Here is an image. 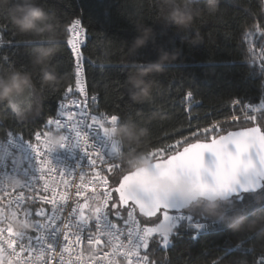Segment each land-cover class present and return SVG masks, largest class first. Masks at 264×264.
I'll use <instances>...</instances> for the list:
<instances>
[{"label": "trees", "instance_id": "obj_1", "mask_svg": "<svg viewBox=\"0 0 264 264\" xmlns=\"http://www.w3.org/2000/svg\"><path fill=\"white\" fill-rule=\"evenodd\" d=\"M39 2L57 24L60 45L52 70L58 82L54 87L43 85L40 69L31 62L30 53L43 43V38L19 33L7 12L0 11V57L8 58V62L0 59V73L23 66L33 73L36 84L27 101L31 110L26 116L17 117L8 105L0 104V137L13 134L33 140V130H42L43 122L56 114L58 98L76 79V61L66 44L68 24L76 18L85 27L82 51L87 81L89 89L98 94L100 109L117 114L119 123L133 120L149 130L144 142L133 146L136 151L147 155L169 144L181 149L197 138L210 140L233 129L261 125L260 112L255 113V121H249L235 101L264 103V69L259 67L264 63V0H220L214 14L205 11L193 29L183 33L157 22V0ZM199 6L204 7L203 3ZM141 20L153 24L157 36L138 50L135 57H129L125 42L130 43L135 37L137 22ZM197 34L200 42L191 43ZM13 39L19 47L7 43ZM161 48L170 52L179 50V58L163 73L150 77L156 81L151 100L135 104L129 99L125 83L131 61L155 60ZM188 92L192 95L188 96ZM205 128L209 131L204 132ZM177 140L179 145L175 143ZM118 169L127 172L122 164ZM118 169L111 174L113 186L112 177ZM114 200H118L116 192ZM117 209L123 211L126 207L120 204ZM13 211L15 218L11 216ZM188 211L185 209L183 213ZM225 211L255 218L264 212V186L228 199ZM190 212L208 218L199 221L203 228L196 230L182 221L178 226L179 238L176 229L170 231L169 245L174 246L164 245L162 241L158 246L153 245L152 241L159 239L158 233L149 239L146 252L159 264H231L232 260L264 264V237L254 232L234 231L210 215ZM4 216L14 223L21 218L12 207ZM139 216L144 225L152 219Z\"/></svg>", "mask_w": 264, "mask_h": 264}, {"label": "snow or ice", "instance_id": "obj_2", "mask_svg": "<svg viewBox=\"0 0 264 264\" xmlns=\"http://www.w3.org/2000/svg\"><path fill=\"white\" fill-rule=\"evenodd\" d=\"M2 31V30H0ZM84 29L81 27V20L79 18L74 19L68 24V32L70 38L66 40V44L70 46L74 55L76 64V84L80 93H85V89L82 86V80L80 76L82 74L81 65L79 63L81 53V44L84 43L83 36ZM12 47H19L15 40L7 42ZM3 62H8L7 56L0 57ZM261 69H264V63L259 65ZM67 92L71 93L72 89L69 87ZM85 95H87L85 93ZM192 93L188 92V96ZM68 99L67 94L58 98V110L55 114V118L49 117L42 124V130H33L32 137L36 141V145H40L39 148L33 145L29 141L24 140L22 137L19 140H23L28 148L31 149V156L25 157L21 154V159L17 161L15 154L10 153L12 156V169L9 173L7 157L0 159V175L3 176H22L25 178V184L23 187L32 188V181L35 179V165L45 166L49 165L51 161V150L47 146V140H42V136H47L48 131L54 130H67L69 126L75 127L81 125V130L75 132V135H64L66 145L65 147L80 148L88 157L89 166L97 167V161L99 160L101 165L107 164V171L112 172L114 169H118V165L114 162H110L104 159L101 149L108 148L107 141H110L107 137V127L105 122L115 123L118 122L119 117L115 114L106 115L99 112L98 109H94L90 112L87 100L79 101L73 99L71 101L72 108L67 107L65 101ZM93 104H95L97 97H91ZM235 104L241 108L245 117L249 121H255L257 119L254 114L255 111H260L261 125L248 127L242 131L230 132L228 135H222L219 138L212 136L210 143L189 142L187 146H183L182 150L174 145H166L165 147L156 149L155 151H149L147 156L152 160V166L150 169L125 171L118 169L117 174L112 177L114 181V190L118 193V200H113L111 209L115 210L120 204L125 206L132 202V211L124 209L126 217H122L120 212L115 213V218L121 219L123 222H127V217H132L133 211L136 206L147 217H156L155 221H149L155 224V227H147L137 230L133 228L126 237L129 242V249L124 254L125 257L135 256L138 258V264L142 259L143 264H149L148 253L142 258L140 257V249H149V239L154 233L159 234V239L153 240V245H159L162 241L164 245H169V231L168 228L176 229L177 236L179 238V225L182 221H187L196 230L204 227L201 220H207L205 216H201L197 213L188 211L187 214L183 213L185 206L182 202L173 203L171 199L160 198L152 185L153 179H172L179 180L187 178L191 181L193 188L201 194L207 195H225L229 196L239 191L255 190L264 186V109L260 105L253 107L251 104H247L248 108L252 110L253 114H249V111H245V102L240 99H236ZM81 121L83 123L81 124ZM89 121L91 123H89ZM204 132H208L209 129H203ZM81 132L88 135L93 143L96 145L94 153L86 151L85 145L80 143ZM195 135V132L193 133ZM99 141V143H96ZM11 142V141H9ZM111 152L114 153L118 150V146L110 141ZM176 145L180 144L177 140ZM210 152L215 156V162L213 167H208L204 161V154ZM95 155V158H92ZM27 161V162H25ZM27 164V167H25ZM52 169L49 168V171ZM82 171L79 165L75 170H68L69 174L76 171ZM209 177L211 179L209 180ZM104 183H107L105 178ZM47 203H55L54 200L49 201L47 197H41ZM63 199V197H61ZM111 198L110 193L105 194L103 201V207L95 208L94 217L86 218L83 213V208H80L78 213L79 221L70 222L68 217H72L76 213V209H70L68 217H65L59 223H57L58 217L55 213L51 216H46L48 221L44 231L41 230L39 222H37L36 235L29 233H13L12 226H8V233L10 236L14 235L16 239H4L2 236L3 230L0 229V262H4L5 253L7 249H11L15 254L16 246L19 243L21 250L37 251L35 261H42L43 264H47L44 261L45 251L55 253L57 251V245L62 241H68V229L75 227L77 231L74 233V238L79 241L80 234L85 229L89 233V239L92 237L93 228L100 234H107L110 239H117V225L112 219H109L111 214L108 209V202ZM17 206L21 204V200L17 198ZM79 207V206H78ZM175 210L178 215H170L169 212ZM157 213H161V217L157 216ZM39 215H45L44 209H40ZM12 217H16V212L11 213ZM27 220V218H25ZM90 220L93 222L90 224ZM215 221H213L214 223ZM174 246V245H169ZM123 247V245H121ZM64 251H69L68 245H63ZM107 255V253L105 254ZM62 264V262H61ZM222 264V262H221ZM231 264H244L243 261L232 260Z\"/></svg>", "mask_w": 264, "mask_h": 264}, {"label": "clouds", "instance_id": "obj_3", "mask_svg": "<svg viewBox=\"0 0 264 264\" xmlns=\"http://www.w3.org/2000/svg\"><path fill=\"white\" fill-rule=\"evenodd\" d=\"M201 3L203 8L199 6ZM157 4V22L164 28H174L177 33H183L192 30L197 19L202 17L205 11L209 15L214 14L219 8L220 0H157ZM0 11L7 12L10 23L19 33L43 38V43L32 49L31 62L40 69L41 83L54 87L58 77L52 70V61L59 50L60 38L52 15L39 0H0ZM136 32L130 43L125 42L129 57H135L138 50L153 42L157 36L154 25L142 20L137 22ZM198 42L200 38L197 34L191 43ZM178 58L179 50L170 52L161 48L155 60L133 59L125 78L129 99L135 104L150 101L156 86V81L150 77L154 73H163L166 67ZM35 89L33 73L25 70L23 66L0 73V104L8 105L17 117H24L31 110L27 101ZM148 133L146 127L139 126L133 120L125 123L115 122L107 127V137L118 146L113 155L126 171L151 168L152 160L143 151L133 148L141 145ZM65 145L64 134L60 131L54 130L48 134L47 146L51 152L61 150ZM14 184L21 186L22 178H15ZM152 185L162 199L178 198L189 211L210 215L234 231L254 232L264 237V212L251 219L246 214L229 213L225 211L228 196L201 194L193 188L187 178L153 179ZM15 227L17 231L23 232L34 226L17 223ZM167 230L170 231L171 228Z\"/></svg>", "mask_w": 264, "mask_h": 264}, {"label": "built area", "instance_id": "obj_4", "mask_svg": "<svg viewBox=\"0 0 264 264\" xmlns=\"http://www.w3.org/2000/svg\"><path fill=\"white\" fill-rule=\"evenodd\" d=\"M77 19V18H76ZM80 19V18H79ZM81 20V19H80ZM81 27L85 30L83 23L81 21ZM86 31H84L83 36L80 37L85 42ZM70 38V36H69ZM84 43L81 44V57L80 65L82 69V74L80 79L82 80V86L85 89V93H80L78 91V86L76 84L77 76L73 86H71L72 92H67L65 90L64 94H67L68 99L65 101L67 107L72 108L71 101L73 99L79 101L87 100L90 112L94 109H98L99 112L106 115L114 114L101 110L98 103V94L89 89L87 75L85 70V60L82 51ZM76 70V67H75ZM63 94V95H64ZM96 96V102L93 104L91 97ZM249 104V103H247ZM247 104L244 105L245 111H249ZM261 103L253 104V107L259 106ZM252 105V104H251ZM264 109L263 105H260ZM58 110V102L56 105V112ZM260 111H255V113ZM249 113H253L252 110ZM117 115V114H115ZM118 116V115H117ZM119 117V116H118ZM55 118V115L52 116ZM119 122V119H118ZM83 121H81V124ZM89 123H91L89 121ZM111 123L105 122V127H108ZM81 130V125L78 124L75 127L69 126L67 130H60L64 135L71 134L75 135V132ZM52 131H48V134ZM48 136V135H47ZM47 136H42V140H47ZM21 137L15 136L13 134H8L0 137V159L7 157L8 169L10 173L12 169V156L10 153L15 154L17 161L21 159V154L25 157L31 156V149L28 148L27 144L23 140H19ZM24 139V138H23ZM33 145H36V141L27 140ZM11 141V142H9ZM80 143L85 145L86 151L89 153H94L96 145L93 143L92 139L81 132ZM96 143H99L97 141ZM108 148L101 149V153L105 160L114 162L118 167L121 162L118 161L110 148V141H107ZM37 148L40 145H36ZM92 158H95L93 155ZM48 159L51 161L49 165L40 166L35 165V179L32 181L33 187L27 188L23 187L25 184V178L22 176H3L0 175V229L3 230L2 236L4 239H16L14 235L10 236L7 229L8 226H12L13 233H29L36 235L37 222L41 230L44 231L47 225L46 216H51L55 213L58 217L57 223L68 217V212L70 209H76V213L72 217H68L70 222L79 221V211L83 208V213L86 218L94 217L95 208L103 207V201L105 199V194L110 193L111 198L108 202V209L111 214L109 219L117 225V239L112 240L107 234H100L95 228L92 230V239H89V233L85 229L80 234L79 241L74 238V233L77 231L75 227H70L68 229V241H62L57 245V251L52 253L50 251H45L44 261L47 264H138V258L135 256L125 257V253L128 251L130 245L128 239V233L132 231L133 228L137 230L146 228L142 223L139 216L137 207L133 211L132 217H127V222H123L121 219L115 218V213L120 212L122 217H126V212L119 209L112 210L111 204L114 200V186L111 180L112 172L107 171V164L101 165L99 160L97 161V167H88L89 161L87 155L78 147H65L61 150L50 153ZM27 162V161H25ZM79 165L80 170L72 174L68 173V170H75ZM27 167V164H25ZM49 168L52 170L49 171ZM22 178L23 184L21 186H16L14 184L15 178ZM105 178L107 183H104ZM41 197H47L49 201L54 200L55 203H47L41 199ZM63 197V199H61ZM19 198L21 204L17 206L16 200ZM79 206V207H78ZM12 207L18 213H20V220L16 223L11 220L6 219L4 213L7 209ZM40 209H44L45 215H39ZM128 211H132V203L126 206ZM11 210V209H10ZM26 215V217H24ZM27 218V220H25ZM93 221L90 220V224ZM23 223L25 225H33L30 230L23 232L16 230V224ZM63 245H68L69 251L63 250ZM123 245V247H121ZM6 253L4 262L0 264H43L42 261H35L34 258L37 256V251H27L21 250L19 243L16 246L15 254L12 253L11 249H7L5 244ZM107 253V255H105ZM146 249H140V257L142 258L146 254ZM149 264H159L155 259L148 255ZM140 264H143L142 259Z\"/></svg>", "mask_w": 264, "mask_h": 264}, {"label": "water", "instance_id": "obj_5", "mask_svg": "<svg viewBox=\"0 0 264 264\" xmlns=\"http://www.w3.org/2000/svg\"><path fill=\"white\" fill-rule=\"evenodd\" d=\"M254 126H259V125H251V126H247V127H241V128L233 129V130H230V131H228V132H226V133H223V134L217 136L216 138H219V137L222 136V135H228V133H230V132L242 131V130H245L246 128H248V127H254ZM195 142H197V141H195ZM199 142L210 143V142H211V139H210V140H199ZM185 146H187V145H185ZM180 150H182V148H181ZM215 159H216L215 156H214L212 153H210V152H206V153L204 154V161H205L206 166H208V167H213V166H214ZM210 179H211V177H209V180H210ZM262 187H263V186H262ZM262 187H260V188H258V189H255V190H249V191H247V192H255V191H258L259 189H261ZM243 192H245V191H239L238 193H233V194H231V195L228 196V199L232 198V197L235 196V195H239V194H241V193H243ZM117 196H118V193H117ZM171 202H173V203H179L180 200H179L178 198H175V197H174V198L171 199ZM130 203H132V202H129V204H130ZM121 206H122V207H126V206L123 205V204H121ZM127 206H128V205H127ZM136 207H137V209H138V212H139L141 215H143L144 217H146V218H154V217H147V216H145L144 213H142V212L140 211L139 206H136ZM171 211H175V210H171ZM158 214H159V213H157V215H158Z\"/></svg>", "mask_w": 264, "mask_h": 264}, {"label": "rangeland", "instance_id": "obj_6", "mask_svg": "<svg viewBox=\"0 0 264 264\" xmlns=\"http://www.w3.org/2000/svg\"><path fill=\"white\" fill-rule=\"evenodd\" d=\"M169 214H170V215H178V214H180V213H177V212H174V211H170ZM157 216H158V217H161V220H162L161 213H159ZM24 217H26V215H24ZM155 220H156V217L152 218L150 221H155ZM145 226H146V228H147V227H155V224H154V223H151V222L148 221V222L145 223ZM171 230H172V228H171ZM171 230H170V231H171ZM170 231H169V233H170ZM154 234H155V233H154Z\"/></svg>", "mask_w": 264, "mask_h": 264}]
</instances>
